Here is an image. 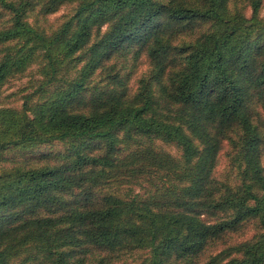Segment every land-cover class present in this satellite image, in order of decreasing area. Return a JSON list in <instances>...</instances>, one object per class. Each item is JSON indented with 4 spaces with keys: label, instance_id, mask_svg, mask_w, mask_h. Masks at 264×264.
I'll use <instances>...</instances> for the list:
<instances>
[{
    "label": "trees",
    "instance_id": "16d2710c",
    "mask_svg": "<svg viewBox=\"0 0 264 264\" xmlns=\"http://www.w3.org/2000/svg\"><path fill=\"white\" fill-rule=\"evenodd\" d=\"M249 1L250 17L229 0H0L10 14L0 27V89L33 64L43 88L62 83L34 104L30 95L22 108L0 107V156L52 141L74 148L63 164L0 167V264L26 253L22 264H76L91 247L147 250L140 264L192 260L251 218L263 231L242 244V256L221 251L205 264H264V131L251 111L253 102L264 108V16L261 0ZM69 4L51 30L30 19L37 6L49 14ZM199 22L207 27L194 42L165 36ZM136 45L152 69L129 96L105 60ZM100 68L105 78L95 81ZM233 127L241 130L236 176L219 181L217 136ZM154 139L176 144L180 159L155 150ZM153 169L168 177L158 199H94L116 174Z\"/></svg>",
    "mask_w": 264,
    "mask_h": 264
},
{
    "label": "rangeland",
    "instance_id": "374dc122",
    "mask_svg": "<svg viewBox=\"0 0 264 264\" xmlns=\"http://www.w3.org/2000/svg\"><path fill=\"white\" fill-rule=\"evenodd\" d=\"M166 1V0H164ZM190 3L199 4L202 0H186ZM74 5H63L59 10L49 14L39 12L40 7L37 6L30 14V19L46 30H51L65 16L72 13ZM229 7L232 12H240L246 16H251L253 9L249 0H229ZM259 15L264 16V0H261ZM10 14L0 9V27L8 24ZM198 25H193L188 29L180 30L170 34L171 30L165 32V36L170 38V41L177 46L194 42L201 30L207 27L206 23L199 22ZM108 26L102 28V33L107 30ZM96 38L94 37L93 40ZM105 65L113 70L112 73H120L126 79V89L129 96L134 95L142 84V80L148 81L152 65L146 55L145 49L139 46L121 48L114 52L108 59L105 60ZM80 65V64H79ZM179 62L174 63L172 70L178 69ZM39 64H33L26 72L15 74L10 77L0 89V107L10 106L22 108L25 98L31 95V104L38 102L40 99L48 96L58 85L62 83L48 84L44 88L41 86L43 77L39 72ZM102 69H98L93 75L96 80L105 78ZM70 75L74 74V70L69 71ZM167 81V79H165ZM155 84V82L153 83ZM157 88V87H156ZM253 121L259 125L264 131V108L259 102H253L251 105ZM239 127L227 129V132L222 135L218 134L220 140V152L217 160V165L214 170V176L219 181H230L236 176V169L232 164V155L238 149L240 143ZM149 144L158 151L166 152L174 159L178 160L181 157L180 148L174 144L154 139ZM125 153L136 148L134 145L125 146ZM74 152L71 143L52 141L31 149L9 148L0 156V167L3 169L13 167L23 168H38L46 165L63 164L69 160V156ZM149 170V169H148ZM151 170V169H150ZM166 172V171H165ZM163 171L157 172L153 169L151 172L136 171L132 175L116 174L114 178L109 179L106 183L95 189V197L97 199L104 195L120 196L124 199L137 197L140 201H149L157 198L158 194L166 191L168 177L163 176ZM136 177L138 181H135ZM171 179H173L171 177ZM158 199V198H157ZM205 220L212 221L213 218L205 215ZM263 231L259 218H251L244 222L238 229L222 233L216 238L210 240L205 249L192 260L173 259L168 264H205L211 256L221 252L229 251L232 257L242 256V244L258 237ZM148 254L147 250L138 248H124L110 250L108 248L91 247L87 251L82 252L77 257L81 261L76 264H140L143 258ZM29 254L17 256L12 264H22V261ZM28 260L25 264H31Z\"/></svg>",
    "mask_w": 264,
    "mask_h": 264
}]
</instances>
